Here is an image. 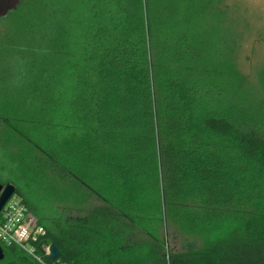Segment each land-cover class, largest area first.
Masks as SVG:
<instances>
[{"label": "trees", "instance_id": "obj_1", "mask_svg": "<svg viewBox=\"0 0 264 264\" xmlns=\"http://www.w3.org/2000/svg\"><path fill=\"white\" fill-rule=\"evenodd\" d=\"M219 1L0 19V185L46 229L44 263L3 244L0 264H264V69L239 68Z\"/></svg>", "mask_w": 264, "mask_h": 264}, {"label": "rangeland", "instance_id": "obj_2", "mask_svg": "<svg viewBox=\"0 0 264 264\" xmlns=\"http://www.w3.org/2000/svg\"><path fill=\"white\" fill-rule=\"evenodd\" d=\"M219 21L226 36L225 46L241 71L254 84L264 69V0H220ZM92 203H100L93 199ZM183 238L172 235V246L183 248Z\"/></svg>", "mask_w": 264, "mask_h": 264}, {"label": "built area", "instance_id": "obj_3", "mask_svg": "<svg viewBox=\"0 0 264 264\" xmlns=\"http://www.w3.org/2000/svg\"><path fill=\"white\" fill-rule=\"evenodd\" d=\"M45 231L28 205L15 193L0 211V244L18 245L42 263L44 260L36 251L35 243ZM45 253L49 254V246Z\"/></svg>", "mask_w": 264, "mask_h": 264}, {"label": "water", "instance_id": "obj_4", "mask_svg": "<svg viewBox=\"0 0 264 264\" xmlns=\"http://www.w3.org/2000/svg\"><path fill=\"white\" fill-rule=\"evenodd\" d=\"M21 0H0V19L7 16L9 12L15 10L20 4ZM16 192V187L13 184H8L5 187L0 185V211L9 200V198ZM60 256V250L55 244L49 246L48 257L51 260H56ZM5 257L4 250L0 244V260Z\"/></svg>", "mask_w": 264, "mask_h": 264}]
</instances>
